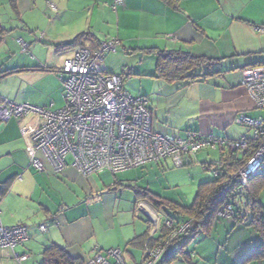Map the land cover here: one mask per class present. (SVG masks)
<instances>
[{
    "label": "crops",
    "instance_id": "0c3cea01",
    "mask_svg": "<svg viewBox=\"0 0 264 264\" xmlns=\"http://www.w3.org/2000/svg\"><path fill=\"white\" fill-rule=\"evenodd\" d=\"M47 1L55 7L50 8L54 21L68 16L67 24L73 31L71 37L67 32L53 37L41 32L43 42L54 46L82 31H90L93 42L85 40L80 46L95 47L111 36L119 41L118 55L110 56L102 70L135 79L131 86L135 93L124 84L123 89L131 96L147 97L153 131L177 137L192 130L232 140L249 130L236 123L238 114L249 118L263 115L242 84V70L264 63V0H124L115 9L114 0H0V45L6 37L13 43L0 50V72H7L0 77V98L52 111L63 106V84L56 71L80 46H54L48 55L41 56L37 37L33 40L15 30L16 23H25V15L34 12H40L48 24ZM15 37L26 38V51L21 46L20 51ZM163 50H184L210 59L213 73L189 84L167 81L155 71L157 53ZM119 53L133 57L119 63ZM39 122L34 113L0 122V186L8 184L0 194V221L5 226L23 224L30 234L27 241L12 249L0 248V264H33V251L40 256L39 264L41 250L49 243L83 262L97 252L119 248L129 264H139L144 257L143 240L150 231L154 237L156 231L161 236L159 222L164 217L156 219L160 213L149 196L188 206L198 185L213 178L202 175L188 203L181 193L166 192L170 188L164 175L168 160L149 162L140 166V172L102 171L86 176L71 166L56 172L43 160L45 168L38 171L29 162V135ZM194 158L204 165L218 163L207 161L202 153ZM156 165H161L162 173L153 168ZM142 172L153 173L157 184L153 186L152 179L144 178ZM252 186L257 187V199L264 210V179L253 180ZM139 201L145 203L141 212L146 218L137 217ZM241 210L249 219L251 211L244 204ZM248 222L217 216L196 232L181 252L160 264H264V257H252L262 235ZM42 224L45 230L39 229ZM24 253L29 257L19 261L16 256Z\"/></svg>",
    "mask_w": 264,
    "mask_h": 264
},
{
    "label": "built area",
    "instance_id": "2783aa9c",
    "mask_svg": "<svg viewBox=\"0 0 264 264\" xmlns=\"http://www.w3.org/2000/svg\"><path fill=\"white\" fill-rule=\"evenodd\" d=\"M124 0H114L116 5ZM49 6L55 9L52 3ZM23 51L27 44L18 39ZM119 41L108 38L94 49L76 48L66 57L56 71L63 84L64 105L56 110H46L26 102L0 98V122L22 118L34 113L40 117L37 128L29 135V162L38 171L44 170L43 160L54 171L62 172L73 167L86 176L108 171L113 174L149 162L170 160L175 166L190 162L200 150L207 147H227V154L243 156L251 149V155L238 167L233 178L242 186L258 173H264V116L249 118L238 114L236 123L252 130L251 136L240 134L236 139L224 140L189 130L184 136L167 137L152 130V116L146 96H131L123 89V75L103 71L98 63L105 51H114ZM242 84L257 108H264V63L242 70ZM222 150V149H221ZM211 169V164H205ZM220 170L217 165L213 172ZM145 203L137 202L136 211H144ZM218 216L234 217L233 205L220 204ZM184 222L172 229L154 244L144 243V257L139 264H157L167 252L178 233L189 227ZM170 227L169 220L165 222ZM45 230V225L39 226ZM29 231L23 224L5 226L0 221V248H13L29 239ZM28 254L17 255L19 261ZM83 264H129L119 248L97 252Z\"/></svg>",
    "mask_w": 264,
    "mask_h": 264
},
{
    "label": "trees",
    "instance_id": "16d2710c",
    "mask_svg": "<svg viewBox=\"0 0 264 264\" xmlns=\"http://www.w3.org/2000/svg\"><path fill=\"white\" fill-rule=\"evenodd\" d=\"M85 40L93 42V34L90 31H82L76 34L71 40L54 44L57 49L80 46ZM100 42H98L99 44ZM90 47L92 49L96 48ZM210 59L202 56H193L188 51L184 50H163L158 51L156 61V75L164 78L167 81H182L184 83H192L202 81L206 76L213 73L210 69ZM51 70V69H50ZM13 71V70H12ZM56 71V69H52ZM3 73L0 72V77ZM110 73V72H109ZM121 74V73H120ZM251 155V149L243 156L234 157L233 155L220 153V159L217 165L220 170L214 174L213 178L201 182L193 202L188 206H180L173 202H164L155 197L149 196L156 205V209L164 216L159 224L161 236L153 238L146 235L144 243L151 245L160 241L167 236L172 229L180 227L184 222H189V227L178 233L171 241L167 252L163 258L158 261L160 264L164 259L170 260L176 254L181 252L180 248L186 245L196 232L217 218V210L221 203L229 202L233 205L234 217L232 221L244 223L249 221L262 235V242L254 250L252 257H264V210L263 205L257 199V187L252 186L255 179H264V173H258L248 179L246 186L239 184L233 174L239 166L243 165ZM213 165L212 163H209ZM8 188V184L4 183L0 186V194H3ZM241 190L240 192H238ZM239 193V195H237ZM237 195V196H236ZM245 200V208L251 211L249 219L243 215L241 204ZM241 203V204H240ZM164 213V214H163ZM220 217V216H219ZM166 219L171 223L170 227L165 224ZM161 256V257H162ZM39 264H83V260L70 257L64 248L54 243H49L43 246L41 250V261Z\"/></svg>",
    "mask_w": 264,
    "mask_h": 264
},
{
    "label": "rangeland",
    "instance_id": "374dc122",
    "mask_svg": "<svg viewBox=\"0 0 264 264\" xmlns=\"http://www.w3.org/2000/svg\"><path fill=\"white\" fill-rule=\"evenodd\" d=\"M50 3H51L50 1H47L46 2L47 6H45V9H46V14L45 15L48 18V24L45 22V17H43V19H42V17H41L42 14H40V12H34L32 14H30V13L26 14L25 15V17H26L25 21L28 24H26V22L23 23V22H20V21L18 23H16L18 27L15 30L20 31V32H22V33H24L26 35H31L33 37V38L31 37V39H33V40H34V37H37V39H38L37 40L38 41L37 46H39V52H37V53L39 55H41V56L48 55L49 54L48 51H51V50L54 49V46L51 43H48L46 41L43 42L40 39L41 32H46L47 33V37H53L57 33L63 34V33L67 32V33H69L68 37H71L72 36L71 32L73 31L72 27L70 26V24H67V23H69V22H67L68 21L67 20L68 16L63 17L62 20L54 21V17H53V13H52L53 11L50 9L51 7L49 6ZM53 10H55V9H53ZM32 25H33V27H32ZM67 26H68V28H67ZM111 37H114V36H111ZM17 38L18 37H15L14 40L18 44V46L20 48V51L23 52L21 50V47H20V45L18 43V39ZM20 39H22L26 44L28 43L26 38L20 37ZM46 43L47 44H51V45H47ZM12 44L13 43L11 42L10 38L6 37L5 40L3 41V43L0 45V50H2L4 48H8ZM117 50H119V49L116 48L114 51H105L103 53V59L98 63V65L100 66L101 69H103L106 65H108V63L105 62V61H107L108 59H110L111 57H113L115 55H118L117 53L119 51H117ZM63 55L66 56L67 54L63 53ZM119 55H120L119 63H121L120 61H124V60H127V59L130 60V58L133 57V54L119 53ZM117 61L118 60L116 59L114 62H117ZM116 71H120V70L118 69ZM134 81H135L134 78L133 79H129V78H126V77L123 80V84L125 85V87H128V89L132 92V94L135 93L133 91L132 87H131L132 83ZM62 105H64V99H63V104ZM259 109L262 110L261 111V115L262 114L264 115V108H259ZM247 133H248L247 134L248 136H251L252 130L249 129L247 131ZM222 149H225L226 152H228L226 146H223ZM199 153L205 154L207 161H218L219 156H220L219 145L216 144L214 147L204 148V149L200 150L199 152H197L196 155L199 154ZM193 159H194V162L190 166H185V165L184 166H175V165H173V163L170 160H168L170 162V165H169L168 168H164L165 169L164 171H166L164 175L168 179V182H169V185H170V188L166 189V192L169 193L170 191H172V195H176V193H181L182 197H186V198H183V200L188 201V203H191L192 200H193V197L195 195L197 185L200 182L201 176L202 175H207L210 178L213 177L214 176L213 169L217 166V163H215L214 165H211V169H205L204 164L201 163L202 161H200L201 159H199V160H195L196 158H193ZM195 161H197V162H195ZM153 168H156L158 170V172H159L158 174L163 172L162 171L163 168L161 167V165H156ZM126 170L127 171H133V172H136V171L140 172L143 169H141V167L139 166V167H131V168L125 169L123 171H126ZM188 172L191 173V175H192L191 177L189 176ZM140 174H142V176L144 178H146V179H152V185L153 186H155L157 184L158 180L153 177V173H151V172L150 173L142 172ZM165 177L161 176L160 178L165 183H167V181L165 180ZM240 191L241 190H239L238 192H240ZM237 195H239V193ZM138 199H141V197H139ZM145 200L150 204V202L147 199H145ZM244 202H245V200H243V204H244V207H245V203ZM243 204L240 205L241 208L243 207ZM138 213L139 214H138L137 217L142 216V217L146 218L145 213H142L141 211H139ZM161 215H162L161 213L159 215L156 214V219L160 218ZM162 217H163V215H162ZM221 217H223V216H221ZM160 221H161V219H160ZM148 222L150 223L151 227L154 225L153 222L152 223L150 221H148ZM188 224L190 225V223H188ZM153 234H154V232L152 233L150 231L149 232V237H151V236L154 237ZM155 234H156V236L154 238L158 237L160 233L158 234V231H156ZM165 237H163V238H165ZM222 238H223V236H222ZM193 242L190 244V247H192L194 245ZM32 257H33V260L35 261V262H33V264H38V261L40 260V256H39L38 252L36 253V252L33 251V255L30 258H32ZM129 261L131 263H133L131 260H129ZM180 262L182 264H185L184 261H180Z\"/></svg>",
    "mask_w": 264,
    "mask_h": 264
}]
</instances>
